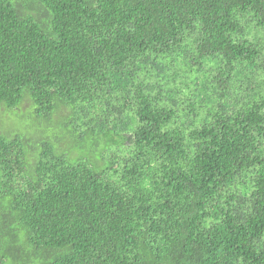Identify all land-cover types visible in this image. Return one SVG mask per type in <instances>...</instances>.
<instances>
[{
	"label": "trees",
	"instance_id": "16d2710c",
	"mask_svg": "<svg viewBox=\"0 0 264 264\" xmlns=\"http://www.w3.org/2000/svg\"><path fill=\"white\" fill-rule=\"evenodd\" d=\"M0 264H264V0H0Z\"/></svg>",
	"mask_w": 264,
	"mask_h": 264
}]
</instances>
